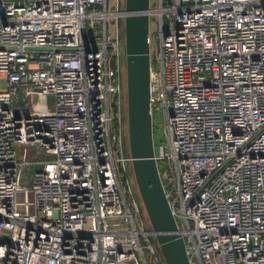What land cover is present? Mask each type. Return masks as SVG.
<instances>
[{
    "label": "built area",
    "instance_id": "built-area-1",
    "mask_svg": "<svg viewBox=\"0 0 264 264\" xmlns=\"http://www.w3.org/2000/svg\"><path fill=\"white\" fill-rule=\"evenodd\" d=\"M109 5L0 0V264H156ZM149 13L155 158L190 262L264 264V0Z\"/></svg>",
    "mask_w": 264,
    "mask_h": 264
},
{
    "label": "water",
    "instance_id": "water-1",
    "mask_svg": "<svg viewBox=\"0 0 264 264\" xmlns=\"http://www.w3.org/2000/svg\"><path fill=\"white\" fill-rule=\"evenodd\" d=\"M126 10L118 17V39L124 43L125 83L122 84L121 120L127 125L123 153L132 156L128 178L139 192L140 216L159 233L155 243L156 264H191L186 241L166 195L155 158L154 122L151 112V0H118Z\"/></svg>",
    "mask_w": 264,
    "mask_h": 264
},
{
    "label": "rangeland",
    "instance_id": "rangeland-1",
    "mask_svg": "<svg viewBox=\"0 0 264 264\" xmlns=\"http://www.w3.org/2000/svg\"><path fill=\"white\" fill-rule=\"evenodd\" d=\"M117 2H118V0H110L109 7L111 9H117ZM153 3H154V0H152V4ZM150 31H151L152 34L156 31V22H155L154 16H151L150 17ZM110 33H111V35L113 37H116L117 36L116 20L115 19L110 22ZM122 44H123V47H124V43L123 42H122ZM153 46L154 45L152 43V47ZM123 69H124V71L126 70L125 64L123 65ZM48 102L51 104V107H53L54 97L51 96V98H48ZM155 128H154V134H155V140L157 141V136L161 133V128L160 127H157V126H155ZM29 173H30V171L27 170L26 171V178L24 180V183L30 185V179H28Z\"/></svg>",
    "mask_w": 264,
    "mask_h": 264
},
{
    "label": "trees",
    "instance_id": "trees-1",
    "mask_svg": "<svg viewBox=\"0 0 264 264\" xmlns=\"http://www.w3.org/2000/svg\"><path fill=\"white\" fill-rule=\"evenodd\" d=\"M156 129V128H155Z\"/></svg>",
    "mask_w": 264,
    "mask_h": 264
}]
</instances>
